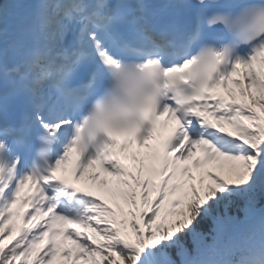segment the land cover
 <instances>
[{
    "label": "snow or ice",
    "instance_id": "obj_1",
    "mask_svg": "<svg viewBox=\"0 0 264 264\" xmlns=\"http://www.w3.org/2000/svg\"><path fill=\"white\" fill-rule=\"evenodd\" d=\"M33 260L264 264V0H0V264Z\"/></svg>",
    "mask_w": 264,
    "mask_h": 264
}]
</instances>
